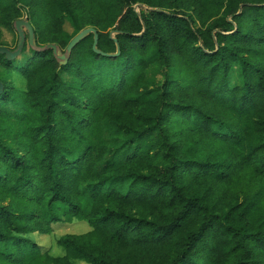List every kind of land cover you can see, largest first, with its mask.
I'll return each mask as SVG.
<instances>
[{"label": "trees", "instance_id": "trees-1", "mask_svg": "<svg viewBox=\"0 0 264 264\" xmlns=\"http://www.w3.org/2000/svg\"><path fill=\"white\" fill-rule=\"evenodd\" d=\"M21 7L102 54L0 55V264H264V0H0V29ZM73 221L61 256L26 237Z\"/></svg>", "mask_w": 264, "mask_h": 264}, {"label": "rangeland", "instance_id": "rangeland-1", "mask_svg": "<svg viewBox=\"0 0 264 264\" xmlns=\"http://www.w3.org/2000/svg\"><path fill=\"white\" fill-rule=\"evenodd\" d=\"M21 20H27V10L21 7ZM28 21V20H27ZM87 27H84L86 29ZM64 32L71 33L72 28L68 23H64L63 25ZM1 32V43L3 46H5L8 49H14L17 44L18 36L15 31H9L5 30L3 28L0 29ZM27 35V34H26ZM27 44V39L26 43ZM30 56V51L28 50L24 54H21L17 61L25 60L26 57ZM21 60V61H22ZM5 73V71H3ZM0 78H4L5 74L0 73ZM3 74V75H2ZM9 76L11 79L9 81L13 82V85L16 89L22 90L24 89V79L16 74L15 72L9 73ZM148 80L152 81H159L160 76L154 72L150 71L148 74ZM90 230V227L86 222H79V221H73L70 224H67L65 222H59L58 224H55L52 227V232L49 235H38V234H32L27 235L26 237H29L32 241H34L37 245L40 247H43L44 250H46L49 255L51 256H61L63 254V250L61 247H59L56 244V240L65 234H83ZM74 264H85L83 262H74Z\"/></svg>", "mask_w": 264, "mask_h": 264}, {"label": "water", "instance_id": "water-1", "mask_svg": "<svg viewBox=\"0 0 264 264\" xmlns=\"http://www.w3.org/2000/svg\"><path fill=\"white\" fill-rule=\"evenodd\" d=\"M13 29L18 36L16 47L14 49L0 47V55H3L7 61H13L20 56L27 39V44L32 51L43 52L46 50H51L55 61L60 65L65 64L68 61L70 52L74 48V46L91 32L94 33L93 50L97 53H100L99 51L96 50L97 36H96V31L92 28H86L82 30L80 33H78L75 37H73V39L70 41V43L68 44L67 48L64 50L63 53L55 44H47L42 47L36 46L34 31L26 19L15 20L13 22ZM107 56H112V55H107ZM3 90H4V86L0 81V95L2 94Z\"/></svg>", "mask_w": 264, "mask_h": 264}]
</instances>
